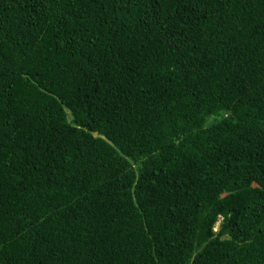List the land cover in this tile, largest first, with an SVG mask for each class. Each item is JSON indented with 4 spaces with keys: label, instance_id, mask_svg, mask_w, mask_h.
Listing matches in <instances>:
<instances>
[{
    "label": "trees",
    "instance_id": "trees-1",
    "mask_svg": "<svg viewBox=\"0 0 264 264\" xmlns=\"http://www.w3.org/2000/svg\"><path fill=\"white\" fill-rule=\"evenodd\" d=\"M0 264H264V0H0Z\"/></svg>",
    "mask_w": 264,
    "mask_h": 264
},
{
    "label": "clouds",
    "instance_id": "clouds-1",
    "mask_svg": "<svg viewBox=\"0 0 264 264\" xmlns=\"http://www.w3.org/2000/svg\"><path fill=\"white\" fill-rule=\"evenodd\" d=\"M66 112H68V110L67 109H65V108H63ZM216 226V223L213 225V227H215Z\"/></svg>",
    "mask_w": 264,
    "mask_h": 264
}]
</instances>
